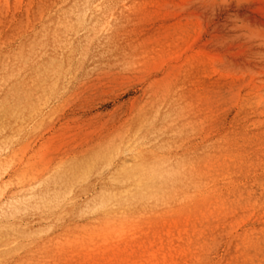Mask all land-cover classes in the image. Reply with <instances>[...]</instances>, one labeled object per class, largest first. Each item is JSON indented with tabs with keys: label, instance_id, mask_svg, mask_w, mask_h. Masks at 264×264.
<instances>
[{
	"label": "rangeland",
	"instance_id": "rangeland-1",
	"mask_svg": "<svg viewBox=\"0 0 264 264\" xmlns=\"http://www.w3.org/2000/svg\"><path fill=\"white\" fill-rule=\"evenodd\" d=\"M42 51L53 92L0 152V201L73 165L98 176L96 190L98 179L110 186L143 167L179 190L154 207L66 218L42 264L179 213L194 173L242 194L237 215L247 219L209 239L213 261L262 225L264 0H0V73ZM157 110L173 112L171 128L148 141L140 135L159 128L148 122ZM22 256L1 264H30Z\"/></svg>",
	"mask_w": 264,
	"mask_h": 264
},
{
	"label": "bare ground",
	"instance_id": "bare-ground-1",
	"mask_svg": "<svg viewBox=\"0 0 264 264\" xmlns=\"http://www.w3.org/2000/svg\"><path fill=\"white\" fill-rule=\"evenodd\" d=\"M35 55L11 59L6 75L0 73V152L40 113L41 104L53 92L48 55L45 51ZM158 111L148 122L158 120L159 128L140 135L148 136V141L171 128L173 112ZM210 173L192 175L189 201L179 213L151 221L121 242L95 243L90 252L80 244L63 264H264L263 220L259 227L243 228L225 255L215 261L209 257V239L247 219L237 215L242 194L236 188H212ZM97 178L86 167L67 166L0 201V264L21 254L29 255L30 264H42L38 254L66 218L145 209L166 204L179 193L168 186V173L145 167L114 177L110 186L105 185L107 179H98L96 190L91 182Z\"/></svg>",
	"mask_w": 264,
	"mask_h": 264
}]
</instances>
